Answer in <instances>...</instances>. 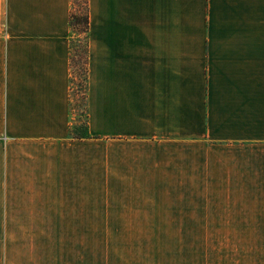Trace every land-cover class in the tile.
<instances>
[{
    "label": "crops",
    "instance_id": "0c3cea01",
    "mask_svg": "<svg viewBox=\"0 0 264 264\" xmlns=\"http://www.w3.org/2000/svg\"><path fill=\"white\" fill-rule=\"evenodd\" d=\"M87 10L77 137L71 0H0V264H101L100 230L264 231V0Z\"/></svg>",
    "mask_w": 264,
    "mask_h": 264
},
{
    "label": "rangeland",
    "instance_id": "374dc122",
    "mask_svg": "<svg viewBox=\"0 0 264 264\" xmlns=\"http://www.w3.org/2000/svg\"><path fill=\"white\" fill-rule=\"evenodd\" d=\"M86 0H73L85 12ZM83 24L70 30L72 133H85V45ZM88 231H84V237ZM92 231H89V234ZM101 264H264V241H234L264 236V231L100 230ZM86 241V238H84Z\"/></svg>",
    "mask_w": 264,
    "mask_h": 264
},
{
    "label": "trees",
    "instance_id": "16d2710c",
    "mask_svg": "<svg viewBox=\"0 0 264 264\" xmlns=\"http://www.w3.org/2000/svg\"><path fill=\"white\" fill-rule=\"evenodd\" d=\"M85 12L82 15H78L73 11V0H71V11L69 16V28L70 30L73 29L75 24L82 23L83 29L82 31L86 35V45H85V76H86V51H87V34L89 30V17H88V10H87V0L85 1ZM70 63H71V44H70ZM72 133V132H71ZM77 137H84L88 135V131L85 127V133H73Z\"/></svg>",
    "mask_w": 264,
    "mask_h": 264
}]
</instances>
